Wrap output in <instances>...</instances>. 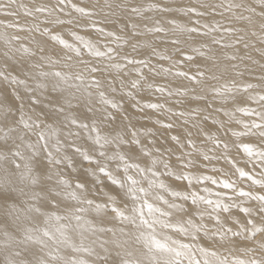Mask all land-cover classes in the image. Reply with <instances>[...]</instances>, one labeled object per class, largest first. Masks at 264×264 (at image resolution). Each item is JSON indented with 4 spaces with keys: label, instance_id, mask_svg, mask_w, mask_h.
<instances>
[{
    "label": "bare ground",
    "instance_id": "6f19581e",
    "mask_svg": "<svg viewBox=\"0 0 264 264\" xmlns=\"http://www.w3.org/2000/svg\"><path fill=\"white\" fill-rule=\"evenodd\" d=\"M0 4L5 5L4 8H0V68H6L10 75L18 76L20 79L27 76L29 85L33 84L32 77L36 76L41 70L64 71L70 74L83 71L87 80L89 72L81 61L87 62L88 66L100 68L101 73L94 74L96 79L101 81L102 89L106 91V94H109V98L115 99L121 105L120 109H112L111 105L106 106L107 110L115 116V119L105 120L101 125L103 133L115 134L113 131L115 129L124 134L144 128L152 133L151 135L145 134L141 139L143 146L148 151L159 155L169 163L168 169H164L163 164L157 166L162 173L159 179L163 180L169 187L168 192L162 189L157 190L165 198L176 199L171 197L170 191L172 189L182 191L185 185H187L189 191H198L200 195L210 199H216V193L219 192L225 193V202H229L228 197H234L235 194L232 190L223 189L222 186L212 184L211 181L203 183L193 181L192 184H188L183 179H176L177 167L183 168V164H178L177 157L189 151L193 153V157H191L193 166L185 170V175L190 172L193 176L211 175L218 179L230 178L237 184L238 188L251 191L253 194L264 195V188H261L260 185L253 183L251 180L246 179L247 181H245L244 178L247 177L238 178V173L233 174V169L242 168L249 171L256 179H264V175H262L264 174V165L260 164L258 158L249 159L243 153L242 148L237 150L238 145L243 143L258 147L262 146L259 137L251 135L231 136L232 131H244L243 124L237 123V121L249 124L253 121L264 123L259 116H248L237 111L238 108L247 107L254 109L256 112H264V102L257 103L255 100L250 99V97L264 95V14H262L264 13V0H65L63 4H60L59 0H15L13 3H9V0H0ZM73 5L84 8L85 13L77 12ZM151 5H159V8H151ZM230 5L233 6L230 7ZM235 5H238V7H235ZM41 8L44 11H40ZM133 8H138L140 10L139 14L133 12ZM190 8H195L196 11L190 12ZM161 9H169V11H162ZM197 13L202 15H197ZM172 19H175L178 25L186 28H199V31L192 33L191 37L187 32L177 33L176 36H173L170 31L172 25L169 24ZM58 20L64 21V23H57ZM157 20L160 21V26L164 27L166 32L154 33L149 31ZM68 21H71V23H67ZM196 21H199V23L197 24ZM133 24L137 27L133 28ZM205 24L208 25V28L204 27ZM10 25L12 26L10 27ZM98 29H103V32L98 31ZM72 32L82 36L85 41H92L101 51L105 50L104 45H109L117 49L119 55L113 53L115 60L111 62L107 57H92L86 49L81 47V42L75 40L71 35ZM108 32H115L117 36H121L123 39L116 41L115 37L107 36ZM53 33H58L69 43L81 47L80 57L77 58L74 53H68L67 49L62 50L63 45H59L58 42L50 39ZM204 33L208 34L205 35ZM177 38L181 42L173 44L172 40ZM125 39L129 42L124 43ZM214 39L218 40L219 43H213ZM36 42H38L39 47L45 49L47 56H50L52 60L60 61L55 69L50 68L47 64H44L42 69L33 68V65L40 62L41 56L45 54L39 51ZM21 44L32 49L35 56L16 51ZM134 44L137 45L136 50H133L132 45ZM153 49H155V53ZM192 49H199V51H192ZM181 52L186 55H180ZM5 53H7V56H5ZM66 53L71 54L73 58L69 60ZM200 53L205 55L201 56ZM188 55L193 57L191 61H187L186 56ZM125 56L128 59H143L149 62V67L143 68V76L136 70L142 66L129 64ZM164 56H171V59H162L161 57ZM180 60L185 62L178 66L179 70L187 71L189 78L196 75L198 79H201L198 75L199 72L203 71L205 73L202 78L203 84L197 85L195 81L189 78L177 77L175 75L177 68L172 69V74L160 70L168 68ZM115 62L120 63L121 68L119 70L110 67V63ZM30 69L31 71H29ZM103 73L107 75H104V77ZM213 75L219 77V79H210ZM103 77L107 78L104 80ZM137 77H140L143 86L137 92H134L131 81ZM149 85H153V87L150 88ZM161 85L173 92H182L185 88L195 89V92L189 91L187 95L183 96H168L167 92L160 93L156 91V87ZM223 85L233 89L231 93H227L228 101L223 106H221L219 100L213 101L211 95L207 99H195L196 93ZM247 85L253 87L245 91ZM63 87V95L75 94L79 98L80 102L76 103L74 101L72 108L75 114L81 116L84 122L88 123L86 117L91 116L92 113L89 112V107L85 104L87 97L83 94L84 86L80 84V81L72 79ZM113 88L115 91H112ZM5 91L9 96L15 98L17 86L9 81H2L0 82V94L4 96ZM130 91L134 94L135 99L126 95ZM19 92L21 96H24V100H17V105L22 102L29 103L23 86L19 87ZM58 95L55 91L51 94L46 91L41 96L42 102L33 105V110L36 113L38 112V115L45 119L46 123H52V120L47 119L44 114L45 112H52L55 98ZM137 101L140 104L159 103L164 107L158 110L144 108L141 111L137 106ZM92 103L97 111L101 109L98 98L93 97ZM221 107L223 110H221ZM197 111L200 112L199 116H197ZM226 112H233L235 114L234 119H230L225 115ZM180 113H185V115H180ZM158 120L161 123H158ZM220 121L228 124V133L225 138L229 139L230 142L231 157L228 160L221 158L218 163L214 161L210 164L203 159V153L208 152L209 155H212L209 149L213 145L210 141L206 145L205 141L208 134L220 135L224 133ZM167 123H171L173 127L165 129L162 125ZM196 123L199 124V127L194 126ZM217 129L220 130L219 133ZM82 136L86 137V134H82ZM173 136H179L182 142L178 143L176 140L171 139ZM188 139H191L199 147V153L191 145L185 146ZM231 141H235V143ZM78 143H85L87 146L91 141L82 139ZM140 147V145L133 146L128 143L123 146L122 150L139 149ZM157 149H159L158 153ZM127 155L131 157L129 163H138L141 167L151 166V157H145L138 151H128ZM233 157L234 159H232ZM75 159L77 163L73 167L61 166L65 179L74 183L73 179L80 177L82 173H87L85 178L89 181L88 187L90 189L88 198L100 204L107 199L108 195H112L119 202L120 197L115 196L114 186L102 173L92 176L87 171L88 162L82 161L80 157ZM254 160L255 166L253 164ZM107 163L110 169H116V165L120 162L109 161ZM213 167L219 169V171H213ZM169 173H172V175H169ZM115 174L123 178V168L121 167ZM129 174L137 179H142L135 169L130 170ZM143 176L154 178L150 172H145ZM102 185L106 188L105 190L100 189ZM22 186L24 187V185ZM141 186L148 187L147 179H142ZM205 187L210 188L211 193L205 192ZM24 188L27 190L25 192L30 195V188ZM41 188L42 186H38L40 194L38 193L39 196L35 200H28L27 196H21V200L27 199L28 203L35 204L42 209L39 214H33L30 220L23 222V226L48 228L55 231L60 224H65L69 225L66 236L71 245L80 246L83 244L85 247H93L97 251H101L98 242L107 240L106 247L110 249L114 247L112 241L120 237V228L126 226L118 220H114L111 213H98L92 208L85 213H79V215H82L84 221L90 222L96 229H114L116 237H113L112 232L84 231L75 220H62L60 222L52 220L48 222L43 213L55 212L57 215H67L73 208L81 205H77L71 199L62 198L59 209L50 207L48 206L49 201L46 199V192L41 191ZM120 191L122 194L123 190ZM124 198L127 199V197ZM152 202L163 207L162 202ZM180 202L177 199V203ZM258 203L256 200L249 199L246 206H255ZM190 204L191 200L184 204V211L188 210ZM19 206L22 207L23 205ZM83 207L87 208L88 206L83 205ZM199 207L203 209L205 205L200 204ZM231 211L234 218L227 226L235 225L236 229L243 231L240 223L237 222L243 219V214L240 213L239 208H233ZM3 214L4 209L0 207V221L3 220ZM182 215L183 213L178 214V216ZM224 215L228 214L224 213ZM253 215L259 222L260 216L255 208H253ZM8 219L16 227L12 218L9 217ZM195 219L199 222L198 215L195 216ZM204 223L210 229L213 227L208 217H205ZM3 228L4 224L0 223V229ZM164 235H170L172 239H180L184 243L194 244L196 259L201 261L205 257L199 252V247H206L209 251H216L221 257H229L230 259L233 256L241 259L260 258L261 256L258 249L259 234L257 239L254 240L251 237L248 240H245L244 236L233 237L235 243L226 246L213 244L206 236L202 240L193 241L189 237L176 234L172 229H161L157 226L158 238H162ZM200 235L203 236V232ZM216 239H219V237ZM31 247L40 255H44L48 251V249H45L44 252H41L40 245H32ZM49 247L54 249L56 246L49 242ZM246 247L248 248L247 251H245ZM128 250L141 258H144V254L147 252V248L142 241L130 242ZM60 254L66 258H83L90 261V264H95L96 261L95 256H89L87 253H76L71 246L67 245L60 247ZM161 264H163V258H161ZM185 264H187L186 260Z\"/></svg>",
    "mask_w": 264,
    "mask_h": 264
},
{
    "label": "snow or ice",
    "instance_id": "6c2138e0",
    "mask_svg": "<svg viewBox=\"0 0 264 264\" xmlns=\"http://www.w3.org/2000/svg\"><path fill=\"white\" fill-rule=\"evenodd\" d=\"M13 2L15 0H9V3ZM64 2L65 0H59L60 4ZM232 6L230 5V7ZM4 7L5 5L0 4V8ZM73 7L76 8L77 12L85 13L84 8L75 5ZM205 7L207 6L205 5ZM235 7H238V5H235ZM151 8H159V5H151ZM39 10L44 11L43 8ZM161 10L169 11V9ZM132 11L139 14L140 10L133 8ZM189 11L194 12L196 9L190 8ZM197 15L202 14L197 13ZM56 22L64 23V21L59 20ZM67 23L70 24L71 21ZM196 23L198 24L199 21H196ZM169 24L172 25L170 31L173 36H176L177 33L187 32L189 37H191L192 33L199 31V28H186L178 25L175 19L170 20ZM132 27L136 28L137 25L133 24ZM204 27L208 28V25L205 24ZM98 31L103 32V29H98ZM149 31L164 33L166 29L160 26V21L157 20ZM204 34L207 35L208 33ZM71 35L76 41L81 42V47L86 49L92 57H107L111 62L115 60L113 53L119 55L117 49L109 45H104L105 50L101 51L95 43L90 40L85 41L76 32H72ZM107 36L115 37L116 41L123 39V37L117 36L115 32H108ZM50 39L58 42L59 45H63L64 48L62 50L67 49L68 53H74L77 58L80 57L81 47L69 43L60 34L53 33ZM128 42V40H124V43ZM180 42L178 38L172 40L173 44H179ZM36 43L39 51L45 54L41 56L40 62L33 65V68L42 69L44 64H47L50 68L55 69L60 61L52 60L50 56H47L45 49L39 47L38 42ZM213 43H219V41L214 39ZM132 47L133 50H136L137 45L134 44ZM16 51L35 56V52L23 44ZM192 51H199V49H192ZM153 52L155 53V49H153ZM68 53H66L67 58L71 60L73 57ZM180 55L184 56L186 54L181 52ZM200 55L203 56L205 54L200 53ZM5 56H7V53H5ZM161 58L171 59V56ZM192 58L190 55L186 56L187 61H191ZM125 59L133 66H142L136 69L141 76H143V68L149 67V62L146 60L128 59L127 56H125ZM184 62V60H180L170 67L160 70L172 74V69L177 68L175 72L177 77L189 78L188 72L180 71L178 67ZM81 63L85 64L88 69L89 77L87 80L83 71L70 74L64 71L41 70L36 76L32 77V85L27 83V76L24 79H20L18 76L10 75L6 68H0V82L9 81L17 86L15 98L9 96L5 91L4 97L0 99V207L4 209L3 220L0 221V223L4 224V228L0 229V257H2L0 264H90V261L83 258H66L62 256L60 247L65 245L71 246L76 253H87L89 256H95V264H161V258H163V264H185V260L187 264H264V195L253 194L251 191L238 188L237 184L230 178L218 179L211 175L193 176L190 172L185 175V170L193 166V159H191L193 153L189 151L177 157L178 164H183V168L177 167L176 179H183L188 184H192L193 181L196 183L211 181L212 184H219L223 189L232 190L235 194L234 197H228L229 202H225V193L219 192L216 193V199H210L200 195L198 191H189L187 185H185L182 191L175 189L170 191L171 197L176 199L165 198L157 190L162 189L168 192L169 187L163 180L159 179L162 173L157 166L163 164L164 169H168L169 163L164 161L159 155L148 151L143 146L141 139L145 134L151 135L152 133L148 132L147 128H144L124 134L114 129L115 134H104L101 125L105 120L115 119V116L107 110L106 106L111 105L112 109H120L121 105L115 99L109 98V94H106V91L102 89L101 81L96 79L94 74L100 72L101 69L88 66L85 61H81ZM110 67L119 70L121 65L119 62H115L110 63ZM198 75L201 79H198L196 75L191 76L189 79L195 81L197 85L203 84L202 78L205 73L201 71ZM72 79L80 81V84L84 86L83 94L87 97L85 104L89 107V112L92 113L91 116L86 117L88 123H85L81 116L75 114L72 108L74 101L76 103L80 102L79 98L75 94L63 95V86ZM210 79H219V77L213 75ZM20 86L24 87L29 103L22 102L17 105V100H24V96H21L19 92ZM131 86L132 88L142 87L140 77L133 79ZM149 87L151 88L153 85H149ZM252 87V85H247L245 91ZM46 91L49 94L53 91L59 94L55 98L52 112H45L44 114L47 119L52 120V123H46L45 119H42L33 110V105L42 102L41 96ZM112 91H115V89L113 88ZM156 91L160 93L167 92L168 96H183L187 95L189 91L195 92V89L189 90L185 88L182 92H173L171 89H165L161 85L156 87ZM232 91L233 89L227 85L211 87L196 93L195 99H207L211 95L213 101L219 100L221 106H223L228 101L227 93ZM126 95L135 99L131 91L127 92ZM93 97L98 98L101 105L99 111L96 110L92 103ZM250 99L261 103L264 102V95L250 97ZM137 106L141 111L144 108L158 110L164 107L159 103L140 104L139 101H137ZM221 110H223L222 107ZM237 111L243 112L248 116H259L260 120L264 121V112H256L254 109L247 107L238 108ZM180 115H185V113H180ZM199 115L200 112L197 111V116ZM225 115L230 119H234L235 114L226 112ZM157 122L161 123L159 120ZM219 123L224 128V133L220 135L208 134L205 141L206 145L209 141L213 145L209 149L212 155H209L208 152L203 153V159L210 164L214 161L218 163L221 158L228 160L231 157V152L229 151L230 142L229 139L225 138L228 133V124L223 121ZM237 123L243 124L244 131H232L231 136H258L262 144V146L258 147L253 144L243 143L238 145L237 150L242 148L243 153L249 159L256 157L260 164L264 165V130H262L264 129V123L255 121L250 124L243 121H237ZM162 126L165 129L173 127L171 123L163 124ZM194 126L199 127V124L196 123ZM217 132L219 133L220 130L217 129ZM82 134H86V137L82 136ZM32 137L35 138L33 139ZM81 139H86V141H91V143L87 144V146L85 143H78ZM171 139L176 140L178 143L182 142L179 136H173ZM231 142L235 143V141ZM128 143L133 146L140 145L141 147L139 149L122 150L123 146ZM188 145L195 148L197 153L200 152L199 147L191 139L187 140V145L185 146ZM128 151H138L145 157H151V166L141 167L138 163H129L131 157L127 155ZM158 152L159 149H157ZM76 157L88 162L87 171L92 176H96L97 173L104 175L110 184L114 186L115 196L120 197L119 202L112 195H108L107 199L100 204L88 198L90 189L88 187L89 181L85 178L87 173H82L80 177L75 179L74 183L64 178L61 166L73 167L77 163ZM109 161H119L120 163L116 165V169H110L107 163ZM253 164L255 166V160ZM121 167L124 172L123 178L115 174ZM132 169H135L142 179H147V188L141 186L142 179H137L129 174ZM213 171H219V169L213 167ZM145 172H150L154 178L144 177L143 174ZM237 173L238 178L247 177L253 183L264 188V179H256L249 171H245L242 168L233 169V174ZM169 175H172V173H169ZM53 177L56 178V182L52 187L41 188V191L46 192V199L49 201L48 206L59 209L62 198L71 199L81 206L73 208L67 215H57L55 212L43 213L47 217V221L75 220L84 231L112 232L113 237H116L114 229H96L90 222L84 221L82 215H79V213H85L92 208L98 213H111L114 220H118L122 225L126 226L120 228V237L112 241L113 248L106 247L108 244L107 240L98 242L101 251H97L93 247H85L83 244L80 246L71 245L66 236L69 225L65 224H60L55 231H51L48 228L23 226V222L30 220L33 214L40 213L41 210L35 204L28 203V200L37 199L39 194L32 191L29 195L24 192V188L20 187V185L28 188L37 184L46 185L47 181L52 180ZM120 190H123L122 194ZM204 191L211 193V189L207 187L204 188ZM21 196H27L28 200H21ZM124 197H127V199ZM177 199L181 202L177 203ZM249 199L256 200L259 203L255 206H246V202ZM189 200H191V204L188 210L184 211L183 206ZM152 201L162 202L163 207ZM21 204L23 205L22 207L19 206ZM200 204L205 205V207L201 209L199 207ZM83 205L88 207H83ZM233 208H239L240 213L243 214V219L237 221L243 231L236 229L235 225L227 226L234 218V214L231 211ZM253 208L260 216L259 222L253 215ZM179 213H183V215L178 216ZM224 213L228 215H224ZM196 215L199 216V222L195 219ZM9 217L16 224L15 228L9 222ZM205 217H208L209 222L212 223L213 227L211 229L204 223ZM157 226L161 229H172L176 234L189 237L193 241L202 240L206 236L213 244H220L221 246L235 243L232 237L244 236L245 240H248L249 237L256 239L259 234L258 249L261 256L260 258L253 257L249 259L233 256L230 259L229 257H221L218 252L209 251L206 247H199V252L205 257L201 261L196 259L194 244L184 243L180 239H172L170 235L158 238ZM201 232H203V236L200 235ZM217 237L219 239H216ZM141 241L147 248L144 258L136 256L128 250L130 242ZM49 242L56 247L54 249L50 248ZM32 245H40L41 252H44L45 249H48V251L44 255H40L35 252L33 247H31ZM247 250L248 248L246 247L245 251ZM253 250L255 251V249Z\"/></svg>",
    "mask_w": 264,
    "mask_h": 264
},
{
    "label": "rangeland",
    "instance_id": "374dc122",
    "mask_svg": "<svg viewBox=\"0 0 264 264\" xmlns=\"http://www.w3.org/2000/svg\"><path fill=\"white\" fill-rule=\"evenodd\" d=\"M69 71H70V70H69ZM71 72H72V70H71ZM9 73H10V72H9ZM100 73H101V71H100ZM100 73H97V74H100ZM95 74H96V73H95ZM102 75H103V76H104V75L106 76L107 74H104V73H103ZM12 76H13V75H12ZM105 76H104V77H105ZM104 77H103V78H104ZM103 78H102V79H103ZM106 78H107V77H106ZM106 78H104V80H105ZM132 90H134V92H135V91L137 92V91L139 90V88H132ZM3 97H4V96L0 94V99H2ZM37 114H38V112H37ZM81 140H82V139H81ZM81 140H80V141H81ZM78 142H79V141H78ZM87 165H88V164H87ZM45 179H46V178H45ZM244 179H245V181H247V180L250 181L248 178H244ZM244 179H243V180H244ZM246 179H247V180H246ZM55 180H56V178L53 177L52 180L47 181V184H46V185L37 184V185L32 186V188H30V191H29L30 194H31L32 191H35V192L39 193L38 186L49 187V188L52 187L53 184H55ZM73 180L75 181V179H73ZM173 183H174V181H173ZM20 187H23V186L20 185ZM23 188H24V187H23ZM100 189H101V190H105L106 188L104 187V185H102ZM25 191H27V190L24 188V192H25ZM25 193H28V192H25ZM39 194H40V193H39ZM20 198H21V197H20ZM26 200H27V199H26ZM40 210H42V209L40 208ZM40 212H41V211H40ZM38 214H39V213H38ZM12 226H13V228H15V225H14V224H12ZM257 236H258V235H257ZM232 238H233V237H232ZM256 239H257V238H256ZM253 240H254V239H253ZM240 242H241V241H240ZM0 259H2V258H0Z\"/></svg>",
    "mask_w": 264,
    "mask_h": 264
}]
</instances>
